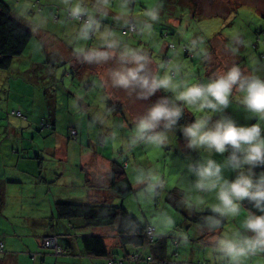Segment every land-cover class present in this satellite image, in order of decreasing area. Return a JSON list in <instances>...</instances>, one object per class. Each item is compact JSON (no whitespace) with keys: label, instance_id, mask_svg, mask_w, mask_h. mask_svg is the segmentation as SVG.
<instances>
[{"label":"rangeland","instance_id":"1","mask_svg":"<svg viewBox=\"0 0 264 264\" xmlns=\"http://www.w3.org/2000/svg\"><path fill=\"white\" fill-rule=\"evenodd\" d=\"M22 1L25 0H7L18 18L35 32L24 50V58L39 61L36 63H42L43 60L44 64L41 67L39 64L24 66L21 60L15 58L11 67L0 68V124H3L0 135L4 136L2 139L10 138L6 137L10 136V130L6 129L8 124H29L24 130L25 134L27 133V144L15 145L18 147L15 152L17 155L34 157L41 164L40 168L43 167L42 174L47 178L54 174L53 170L65 172L72 164L75 165L72 170L79 171V164L82 160L84 162L87 155H91L92 159L95 156H103L108 166H112V162L122 165L134 190L123 197L118 196L117 203L121 202L129 212L140 218L143 224L148 221L156 224L157 220L163 219L161 226L171 230L166 234L179 240L178 260L226 264L227 261L214 251L211 243L213 237L231 236L235 231L244 236H251L252 234L243 228V223L253 213L244 204L246 199L240 201L239 214L223 218L220 228L215 232L209 231L205 222L200 223L190 217L194 211H211L218 201L215 191H198L195 188L197 178L189 171V165L208 158L223 164L230 150L219 154L204 149H190L182 134V128L201 117H210L212 122H215L226 116L237 126L248 127L258 123L264 136V120H260L240 103L243 93L235 89L230 96L229 106L221 113L202 111L185 105L176 100V96L186 90V85L206 84L214 74L225 72V68L233 65L238 66L245 75H257L264 79V0H142V11L135 15L133 22L119 19L115 32L120 40L138 44L150 42L157 53L162 54L161 59L157 60L162 62V66L160 68L156 63L155 69L159 68V73L155 72L154 66L151 65L153 63L148 67L154 74L170 78L173 88L176 89L175 92L160 89L147 100L137 99L130 90L113 87L109 73L122 66L120 61H114L115 58L78 68L70 59L71 56L66 55L61 48L56 50L44 44L45 38L42 39L38 33L40 26L46 27L45 21L38 17L40 11L33 10L41 9L43 5L48 8L49 15L51 6L50 16L59 17L61 9L68 20L74 21L69 14V8L79 4L78 0H71L70 5H65L62 0H50L47 3L39 0L40 6L38 0H27L25 9L22 7ZM136 2L138 6V0ZM17 8L24 13L17 11ZM82 8L88 12L85 7ZM88 9L89 14L81 16L77 21L85 23L88 16H92L91 4ZM152 11L157 14L156 20H152L149 15ZM111 20V23L114 22L115 17L112 16ZM130 23L135 25L134 29L129 28ZM53 24L54 22L50 21L55 33L53 36L58 42L62 30ZM63 38L68 42L83 43L81 46L84 50H91L94 46L93 35L88 40H77L76 34L66 33ZM50 71H57L59 78L51 79ZM54 96L56 100H53ZM162 97L173 100L182 108L177 125L167 132V139L162 145L145 144L142 141L133 143L136 136V119ZM18 107L27 113V118L12 114V110ZM53 112H57L55 122ZM41 120L52 122L53 126L43 132L39 125ZM30 124L34 125L35 132ZM72 126H76L79 131L77 141L68 136ZM34 134L36 135L32 138ZM81 135L85 137L86 145L79 141ZM45 138L49 141H43ZM37 141L39 144H36ZM50 141L62 142V146L54 148ZM60 149L62 152L59 153ZM66 157L69 158V164L65 161ZM101 165L102 170H106L107 166ZM248 167L246 165L242 170L247 172ZM240 171L226 167L223 177L233 181ZM149 172L152 174L151 180L148 179ZM252 173L253 178L257 179L264 174V165L252 168ZM98 181H105V173H99ZM82 182L84 185L78 182L77 176L68 178L65 174L60 179V184L52 186L51 191L68 190L70 187L85 189V181ZM150 184H155L156 187L153 189ZM32 186L31 182L25 184L27 201L23 210L44 215V212L49 210L50 194H54L48 193L45 186L38 190L36 197ZM12 193L15 195L14 190L9 192L10 197H13ZM33 198L36 200L29 201ZM15 211L16 209L8 208L6 212L12 215ZM109 246L116 253L121 252L119 255L122 257L123 252L119 244ZM122 264L152 262L140 258L136 261L127 260ZM241 264H264V252L242 258Z\"/></svg>","mask_w":264,"mask_h":264},{"label":"clouds","instance_id":"2","mask_svg":"<svg viewBox=\"0 0 264 264\" xmlns=\"http://www.w3.org/2000/svg\"><path fill=\"white\" fill-rule=\"evenodd\" d=\"M70 5L71 0H62ZM107 4L108 0H98ZM69 14L74 19L87 15L80 4L71 6ZM152 20H156L155 11L149 13ZM150 28V25L148 26ZM100 30V22L88 16L80 28L77 39L88 40ZM108 48L116 45L108 44ZM195 47V41L193 42ZM82 57L87 63L107 62L109 59H118L121 67L113 69L109 78L113 87L130 90L139 100H147L158 90L164 89L175 92L170 78L154 74L148 67L150 61L147 55L134 50H125L116 56L106 50L77 49V58ZM186 90L179 92L176 100L185 105L194 106L199 110L212 113H221L229 106L233 90L243 93L240 103L251 113L264 120V79L257 75H245L241 69L233 65L227 71L214 74L208 83L185 86ZM182 115V108L167 97L160 98L148 107L135 121L136 136L133 143L142 141L145 144L162 145L167 139V132L173 130ZM182 134L187 140L190 149H204L223 154L231 149L223 164L208 158L207 160L189 165V171L196 176L195 188L198 191L216 192L218 204L211 208L214 214L205 225L211 232L220 228L223 218L236 216L240 211V201L247 199L253 202L254 207L264 212V174L257 179L253 178L252 168L264 165V136L260 125L237 126L229 117L222 116L212 122L210 117H201L182 128ZM249 166L248 171L242 169ZM241 170L233 181L223 177L224 168ZM148 179H152L151 172ZM155 188V184L149 185ZM169 223L172 221L169 219ZM243 228L251 236H244L235 231L231 236L221 235L213 237L211 243L214 251L227 261V264H241L246 258L257 252H264V215L250 214L243 223ZM187 240V237H184Z\"/></svg>","mask_w":264,"mask_h":264},{"label":"crops","instance_id":"3","mask_svg":"<svg viewBox=\"0 0 264 264\" xmlns=\"http://www.w3.org/2000/svg\"><path fill=\"white\" fill-rule=\"evenodd\" d=\"M42 1L47 3L50 0ZM139 1L142 0H138V6H136V0H108L107 4L100 3L98 0H78L77 2L82 7L87 9L88 14V5L91 4L92 10L90 12L92 16L100 22V30L93 34L94 46L92 49L106 50L108 52L115 53L116 56H119V54L122 53L125 48L129 50H139L140 48L139 52L141 54L147 55L150 61L149 64L153 63L151 65L154 66V69L156 67V63H158L161 68L162 62H157V60L158 58L161 59L162 54L159 52L157 53L153 46H151L150 42L138 44L131 43L129 41H121L115 32V25H117L119 19H121V21L124 19H128V21H134L135 15L141 13L142 6ZM19 3L20 1L18 4ZM26 5H28V1H22V7L24 9L27 7ZM51 9L52 7L50 6V11ZM47 10L48 8L42 5L41 9L37 8L36 10H33V12L40 11V15H38V17L42 18L48 26L50 21L54 22L56 19L50 16V11L48 15ZM17 11L24 13V11L20 8H17ZM59 12L60 16L56 21L58 23L56 26L59 28V30H62L61 34L65 35L66 33H74L77 35L84 23L76 20L70 21L66 18L65 12H61V9ZM14 15L18 18L17 14L14 13ZM112 16L115 17V20L111 23ZM46 38L49 43L54 44V48H61L62 51H65L66 55L72 56L73 63L78 65V67L91 66V64L94 65V63L86 64L82 57L80 59L77 58V49H82L81 45L83 43L68 42L64 38H60V40L57 42L54 37L49 38L48 36ZM108 44H114L116 47L108 48ZM85 48L88 49L86 44ZM114 61L118 62L119 60L114 59ZM225 71H227V68H225ZM155 72L159 73V68L155 69ZM53 100H56L55 96ZM56 113L53 112L54 122L57 119ZM26 125V123H22L15 129L17 132H19L20 128H22V126L26 127ZM46 138L43 139V141H49V139ZM79 141L83 145H86L85 137H83V135H81ZM50 142L53 143L52 146L54 148L62 146V142ZM18 144L26 145L27 142H23L21 139L20 142L14 141L13 143L14 146ZM36 144H39V142L37 141ZM0 145L7 147L5 149L7 153L0 154V264H95L102 261V259L89 256L84 252L81 241V237L83 235L100 233L104 235L105 242L108 247H110V244H119V237L116 231L110 226H105L102 230L100 229L101 227H89L87 224L85 225L83 219L55 218L53 223L55 224V230L60 233L59 237L61 242L65 245V253L62 255H55L51 251L44 250V248H41L40 246L41 235L51 231L47 224L50 221L49 218L52 215H56L55 202L57 200L74 199L79 201H88L101 199L102 197L108 198L109 196L111 200L114 201L115 194L110 193L111 191L108 185L109 178L107 175V171L110 170L111 166H108V162L103 156L99 155L98 153L99 157L96 158L95 156V158L92 159V157H90L91 155H87L84 159V162L83 160L80 162L79 171L72 170V168L75 166L72 164L71 166H68V170L65 172H56L53 170L52 172L54 174L51 175L50 178H47L42 174L43 167L40 168L41 164H39L34 159V157H27L21 154L17 155V153L13 151V148L10 150V143L8 140L2 141ZM60 152H62V149L59 150V153ZM66 158L67 159L65 161L68 163L69 158ZM87 162L95 163L87 164ZM41 163H43V161H41ZM101 164L107 166H105L106 170H102L103 165ZM100 172L105 173L104 182L98 181ZM65 174H67L68 178L77 176L78 182L81 185H84L82 181H85V189L70 187L68 190L63 189V191H51L52 186L55 184H60V179ZM48 180H51L52 182L48 183ZM27 182L32 183V188L36 197L38 190L44 188L45 186L48 188V193L54 194L53 196L50 194L51 197L49 200V210H46L44 215L23 210L27 201L25 188V184ZM74 183L72 185H74ZM88 183H93L92 187H89L87 185ZM12 190H14L15 195L12 193L13 197H10L9 192H12ZM93 193L97 196L92 197L91 195H93ZM34 200L36 199H29V201ZM8 208L16 209L15 213L8 215L6 212ZM12 218H14L13 221ZM138 219L140 220V218ZM174 219L176 221L175 217ZM162 222H164V220L159 219L157 220L156 224H154L157 231V237L160 235L167 236L168 234L166 233L171 231L170 228L166 229L162 227ZM109 238L111 242H109ZM130 246L132 247V245L126 246L128 250L133 249V247L130 248ZM140 248L144 253H148L150 249L148 246H141ZM31 251L37 252L35 258L31 257Z\"/></svg>","mask_w":264,"mask_h":264},{"label":"trees","instance_id":"4","mask_svg":"<svg viewBox=\"0 0 264 264\" xmlns=\"http://www.w3.org/2000/svg\"><path fill=\"white\" fill-rule=\"evenodd\" d=\"M39 6L41 5L38 0ZM141 6L143 7L144 3L139 1ZM68 16V15H67ZM70 16V15H69ZM68 16V17H69ZM55 18V17H54ZM59 17L57 16L54 21V26L58 23L56 22ZM74 19V18H72ZM77 21V19H74ZM133 22V20H130ZM131 24V23H130ZM129 24V28H130ZM45 28H39L40 33H38L42 39L45 38L44 44L48 47L54 48V44L49 43L47 38L54 37V29L50 26V23H45ZM57 27V26H56ZM131 29V28H130ZM53 32V33H52ZM52 34V35H51ZM35 35V32L32 31L27 25H25L20 19L15 17L13 10L11 9L9 3L6 0H0V68H9L12 66L13 60L18 58L21 60V63H24V66H33L39 64L40 67L44 64L36 63L39 61H35L33 58L26 59L24 58V50L26 49L29 41ZM60 38H63V35L59 33ZM58 50V49H56ZM65 52V51H64ZM73 57L71 56L70 59ZM73 62V61H72ZM75 64V63H74ZM76 65V64H75ZM78 67V65H76ZM80 68V67H78ZM51 79H58L57 71H50ZM65 78V77H64ZM65 80V79H64ZM62 80V83L65 84V81ZM12 114L23 116L25 118L28 117L27 113L23 111L21 108H14L12 110ZM2 118V116H0ZM1 120V119H0ZM23 121V120H22ZM32 121V120H29ZM24 122V121H23ZM54 122V121H53ZM16 124V125H12ZM8 124L6 129L8 131V135L6 137H10L9 139H2L4 136L0 135V143L4 140H8L10 143V150L13 148L15 150L18 147L14 146V141L20 142L21 139L24 142L25 139V131L27 128H20V131L17 132L15 128L19 125L17 123ZM29 126V124H27ZM33 127V131L35 132V128L33 124H30ZM40 129L47 130L46 128H51L53 126L52 122H45L41 120ZM23 127V126H22ZM0 128H3V124H0ZM75 130V131H74ZM48 132L46 135L48 136ZM79 131L76 126H72L69 130L68 136L73 140L77 141L79 136ZM36 134L32 135L33 137ZM32 137V138H33ZM45 136H43L44 138ZM7 147L0 145V154L7 153L5 151ZM231 151V149L229 148ZM112 166L110 170L107 171L108 175V185L110 189V193L114 195V201L108 196V198H101L97 200H88V201H79L74 199H60L55 202V210L56 215H52L49 219V223L47 226L51 231L46 232L41 235L40 241L46 234L54 233L58 235L59 242L63 246V251L60 253H56L51 248H45L42 246L40 242L41 248L44 250H52L51 252L55 255H62L65 253L66 248L65 245L60 240V233L55 230V224L53 223L55 218H79L83 219L85 225L87 224L89 227H111L116 231L119 237V248L121 249L122 257H120V253H116L115 250L110 249L105 242V237L100 233H91L85 234L81 237L82 246L84 252L92 257H97L98 259H102V261L95 264H122L124 261H136L140 258L145 260H149L152 264H204L201 260L192 261V260H178L179 251V240L174 238L172 235H160L157 237V231L155 225L151 222H146L143 224L141 220H139L133 213L129 212L121 202H116L119 197H123L129 193H131L134 188L131 184V181L125 172L122 165H116L112 162ZM52 182L48 180V183ZM93 184V183H92ZM91 183L87 185L92 187ZM92 197L97 196L93 193ZM170 196V192H168L167 197ZM246 207L255 215H264V212L254 207L253 202L248 201L247 199L244 201ZM195 213H198L195 215ZM213 213L211 211L197 212L194 211L191 218H194L197 222L203 223L206 220H210L213 217ZM140 221V222H139ZM149 224L154 226V233L152 236L147 235V228ZM127 245H132L133 249H127ZM148 246L150 247L148 253H144L140 247ZM130 246V248H132ZM172 248H174L172 250ZM37 252L31 251V257L35 258ZM172 254V255H171ZM132 256V257H131ZM110 257H114V259L109 262ZM178 261H174V260Z\"/></svg>","mask_w":264,"mask_h":264},{"label":"built area","instance_id":"5","mask_svg":"<svg viewBox=\"0 0 264 264\" xmlns=\"http://www.w3.org/2000/svg\"><path fill=\"white\" fill-rule=\"evenodd\" d=\"M130 27L134 29L135 25L133 23H131ZM153 233H154V226L149 224V226L147 228V235L152 236ZM41 244L45 248H51L56 253H60L63 251V246L59 242L58 235L54 234V233L44 235L42 238ZM113 259H114V257H110L108 263H110Z\"/></svg>","mask_w":264,"mask_h":264}]
</instances>
